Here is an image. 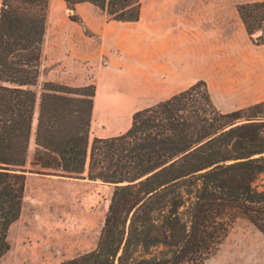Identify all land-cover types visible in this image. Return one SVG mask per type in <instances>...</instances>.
I'll list each match as a JSON object with an SVG mask.
<instances>
[{"label": "trees", "instance_id": "16d2710c", "mask_svg": "<svg viewBox=\"0 0 264 264\" xmlns=\"http://www.w3.org/2000/svg\"><path fill=\"white\" fill-rule=\"evenodd\" d=\"M88 2L136 22L140 0ZM49 0H0V260L20 218L28 173L113 186L94 249L59 264H205L237 219L264 236V101L224 113L204 80L91 138L96 86L38 85ZM264 45V1L236 5ZM69 20L81 24L80 17ZM33 143L30 169L28 150Z\"/></svg>", "mask_w": 264, "mask_h": 264}, {"label": "crops", "instance_id": "0c3cea01", "mask_svg": "<svg viewBox=\"0 0 264 264\" xmlns=\"http://www.w3.org/2000/svg\"><path fill=\"white\" fill-rule=\"evenodd\" d=\"M207 1L140 0L136 22L108 21L88 2L66 8L82 23L66 24L71 69H61L77 77L72 79L77 86L84 85L85 72L95 74L100 94L91 120L95 137L125 133L135 112L199 80L214 88L218 109L231 112L264 101V45L256 46L257 52L243 48L233 26L241 23L236 7L227 14L224 5ZM243 34L248 38L244 29ZM238 61L243 73L236 69Z\"/></svg>", "mask_w": 264, "mask_h": 264}, {"label": "rangeland", "instance_id": "374dc122", "mask_svg": "<svg viewBox=\"0 0 264 264\" xmlns=\"http://www.w3.org/2000/svg\"><path fill=\"white\" fill-rule=\"evenodd\" d=\"M264 0H208V4L224 5L227 14L236 5ZM70 12L62 0H49L43 53L40 66L39 90L45 82H55L71 87L77 86L72 72L63 73L61 66L70 67L71 60L66 24ZM234 21V20H232ZM236 25V26H235ZM239 44L257 52L258 48L243 34L241 23L234 24ZM229 31L231 29L229 28ZM243 62L236 69L244 71ZM243 73V72H242ZM259 75H255L256 81ZM84 85H95L93 72H85ZM76 81V79H75ZM211 95L214 88H208ZM99 105L100 94L96 95ZM228 112L229 108H219ZM95 137L91 133V138ZM33 154V143L28 150L27 168ZM264 186V174L255 184ZM113 186L93 181L60 178L28 173L20 218L9 230L10 250L0 264H59L95 248L107 212ZM254 251H258L254 258ZM264 259V236L249 222L237 219L219 250L205 264H260Z\"/></svg>", "mask_w": 264, "mask_h": 264}, {"label": "water", "instance_id": "95a60500", "mask_svg": "<svg viewBox=\"0 0 264 264\" xmlns=\"http://www.w3.org/2000/svg\"><path fill=\"white\" fill-rule=\"evenodd\" d=\"M67 179H69V178H67ZM76 180H78V179H76ZM85 181H88V180H85ZM95 182L101 183L100 181H95Z\"/></svg>", "mask_w": 264, "mask_h": 264}, {"label": "bare ground", "instance_id": "6f19581e", "mask_svg": "<svg viewBox=\"0 0 264 264\" xmlns=\"http://www.w3.org/2000/svg\"><path fill=\"white\" fill-rule=\"evenodd\" d=\"M98 183V182H97Z\"/></svg>", "mask_w": 264, "mask_h": 264}]
</instances>
